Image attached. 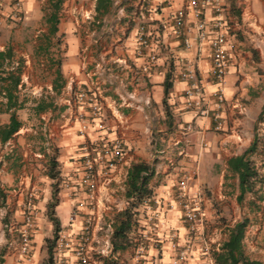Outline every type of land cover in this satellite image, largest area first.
Listing matches in <instances>:
<instances>
[{"label": "crops", "instance_id": "1", "mask_svg": "<svg viewBox=\"0 0 264 264\" xmlns=\"http://www.w3.org/2000/svg\"><path fill=\"white\" fill-rule=\"evenodd\" d=\"M221 2V15L210 7H205L202 15L210 29L215 18L225 20L226 47L232 54L231 65L221 86L225 102L220 108H217L213 96L218 84L210 73L208 43L199 47L194 41L190 14L186 17L185 33L176 34L173 28V16L184 6L185 0H113L103 13H97L96 0H64L57 14L54 34L46 20L48 0L43 6L41 0H21L19 22L0 20V51L9 50L11 53L9 58L1 61L0 77L9 73L13 62H18V84L22 82L23 87L19 90L17 84L12 91L16 98L8 106L4 94V88L9 87L8 81L0 78V127L9 122L11 114L21 123L10 138L0 141L3 170L0 192L4 196L3 201L0 199V264L43 263L47 258L45 240L53 236V224L46 215L47 204L53 200V183L57 182L61 188L57 192L58 203L54 212L63 226L75 206L70 192L76 186L69 188L66 183L75 185L86 144L116 137L124 142V161L113 171L109 184H103L99 179L93 206L89 204L76 211V227L88 216L97 218V221L101 216L113 220L114 212L127 205L124 192L129 166L133 162L145 161L154 171L149 186L159 202L158 216L150 221L149 212L141 209L139 222L142 228L137 232L140 235L146 232L147 237L145 251L138 261L134 247L118 252L117 256L125 264H172L177 251L171 248L167 235L174 232L181 248L186 242H192L183 264H204L199 237L189 233L176 198L177 180L196 170L197 177H189L187 189L189 193L193 192L198 184H203L206 189L202 204L206 223L204 232L212 246L226 240L229 227L246 220L242 240L244 253L264 264V213L261 216L262 211L260 213L254 207L258 206V201L251 193H246L241 202L237 201L238 176L227 165L230 157L241 155L249 147L257 117L264 107V0H257V11L253 10L252 0ZM231 3L240 10L239 14L230 9ZM41 10L46 33L38 36L36 28L40 24L32 18L39 16ZM95 20L99 23L96 24ZM110 20L115 21L114 31L102 35ZM141 25L145 26L148 40L142 54L137 51L136 40ZM184 37L193 40L190 48L185 47ZM150 55L154 56L153 60ZM103 67H110L112 71L107 72ZM189 69L196 73L209 95L207 116L197 115L186 107V89L190 82L182 74ZM167 74L171 87L166 100L173 116L170 121L165 120L162 102ZM109 80L113 83L109 84ZM89 84L99 87V118H93L90 108L75 100L78 87ZM113 87H117L119 93L135 92L139 106L122 105ZM144 99L150 104L141 109ZM39 101L47 104L42 111L36 110ZM241 107L244 115L239 114ZM215 111L219 113V129L215 128ZM42 117H49L47 129L53 132L50 140L45 136ZM237 120L241 130L235 132L233 127ZM84 123L87 127L82 133ZM37 127L43 138L39 147L36 145ZM186 127H190L189 133L184 130ZM155 137L163 140L167 147L173 146L164 155L167 162H151L149 159V146ZM184 138L189 139V146L173 164L171 159L176 145ZM53 155L60 170L56 179L46 174L48 158ZM28 192H33L35 208L31 257L29 261H19L13 242L15 233H11L6 225L21 222ZM230 196L232 204L242 206L244 211L240 214L245 216L226 225L222 234L221 226L209 228L207 223H212L218 216L212 205L226 203ZM246 201L247 206H244L242 202ZM246 207L248 210L245 211ZM94 257L97 260L93 264H104L103 259ZM65 263L77 264L71 252L55 250L53 264Z\"/></svg>", "mask_w": 264, "mask_h": 264}, {"label": "built area", "instance_id": "2", "mask_svg": "<svg viewBox=\"0 0 264 264\" xmlns=\"http://www.w3.org/2000/svg\"><path fill=\"white\" fill-rule=\"evenodd\" d=\"M205 7H210L218 16L223 12V4L221 0H185V4L182 8L178 9L173 16V28L176 34L185 33L186 28V17L190 14L193 21L194 28V41H197L200 47L202 43L207 42L210 47V60L211 77L218 84V89L213 93L214 100L217 108H220L224 104L225 98L222 92V83L224 82L225 76L231 65L232 54L231 51L226 47V32L224 27L225 20L220 17L215 18L212 23V28L206 26L204 19L202 18L203 10ZM22 17V3L21 0H0V20L4 18L5 21L16 23L21 20ZM98 24L99 21L95 20ZM115 29V21H108L104 28L102 35L112 33ZM136 40L138 43V53H143V48L148 45L146 36L145 26L139 27ZM96 42V37L94 39ZM184 45L186 48L192 46L193 40L189 37H184ZM150 59L153 60L154 56L150 55ZM18 62H13L10 71H15ZM105 71L111 72L110 67H103ZM92 75L94 71L91 72ZM182 77L190 82L189 87L186 89V107L192 110L195 114L200 116H207L210 111V98L205 90V87L201 80L197 77L196 73L191 69L187 70L182 74ZM112 84V81H108ZM22 82L18 84V89L21 90ZM117 87H113L118 95L119 102L122 105L135 107L139 106L136 101L135 92L126 91L124 93L118 92ZM75 100L81 104L90 108V114L93 118H99L101 116V105L99 87L94 84L78 87ZM145 106L148 108L149 100L144 99ZM146 108V109H147ZM244 109L241 107L239 114H243ZM148 116V111L146 113ZM91 117V118H92ZM83 120L84 117H82ZM239 118V116H238ZM213 119L216 123L215 128H220L219 113L214 112ZM43 128L45 129V136L48 140L53 137V132L47 129L46 121H49L45 117H42ZM85 122H87L85 120ZM82 133L86 129V123L82 125ZM240 123L237 120V124L233 127L235 132L241 130ZM188 133L190 127L184 128ZM187 133V134H188ZM204 139H202V143ZM183 143L188 145L189 139L184 138ZM162 150L155 148V155L161 154ZM126 150L122 138L116 137L114 139L93 140L86 144L83 153L81 155L80 162V174L75 182V185L66 183V186L71 189L70 194L74 197L76 210H81L83 207L93 203L96 199V191L98 187V181L101 179L103 184H109L111 181V175L113 171L124 161ZM2 166L0 162V183L2 179ZM193 175H197V171H193ZM189 176L183 175V177L176 183L178 191L176 198L182 209V218L189 233L192 236H198L201 243V254L204 258V264H216L213 258V251L218 249V246H212L210 238L205 235L204 232V213H203V196L200 191L195 189L193 192H188L187 182ZM127 202V201H126ZM159 202L154 197L151 200H146L143 204V209L148 211L150 216L149 220L154 221L157 219L158 211L156 210ZM93 208V207H92ZM125 208V207H124ZM121 210V209H120ZM35 208L33 204V192L27 193V201L24 204V214L21 222L15 225L7 224L6 227L10 229L11 233H15V240L13 241L17 247V258L19 261H29L31 257L32 237L33 229L35 226ZM77 215L76 212H71L66 225L62 226L56 240L55 250L68 251L72 253L74 260L77 264H93L98 256L99 259L103 258H116L117 253L112 251L111 234L113 232L111 218H103L102 216L94 219L92 216L84 218L83 222L78 227L75 226L74 217ZM75 228V229H74ZM96 232V233H95ZM141 239L138 244L134 247L135 258H138L145 251L144 240L147 237L146 232L141 233ZM167 239L173 250L177 251V255L172 264H183L187 259V252L192 244L191 241L186 242L184 246L178 244L176 239V233L170 232L167 235ZM12 244V243H11ZM66 264V263H65Z\"/></svg>", "mask_w": 264, "mask_h": 264}, {"label": "trees", "instance_id": "3", "mask_svg": "<svg viewBox=\"0 0 264 264\" xmlns=\"http://www.w3.org/2000/svg\"><path fill=\"white\" fill-rule=\"evenodd\" d=\"M64 0H48L49 14L46 20L50 23V32L54 34L57 31L58 18L57 14L61 8ZM233 2V0H231ZM113 0H96L97 13L106 12L108 7L111 6ZM102 9V11H100ZM230 9L234 13H240V10L235 8L233 3L230 5ZM11 53L9 50L0 51V65L1 61L5 58H9ZM20 68L17 67L15 72L9 71L6 76L0 77L2 81H8V88L5 87V96L7 98L8 106L16 98L13 95V90L17 87L19 82ZM168 74L164 80V97L163 107L165 120L172 119V113L169 110L167 103V95L171 87ZM47 104L43 101H39L36 105L37 111H42L46 108ZM21 123L17 120L14 114L10 115L9 122L0 127V141L5 142L10 138L14 132H16ZM258 150V141L256 134L249 147L241 155L232 156L227 160V165L230 170L238 176V190L239 193L236 197L238 202H241L246 193H251L255 199L262 200L263 195H258V190L263 184L264 177L260 174L255 161L251 158L253 154H256ZM60 170L58 169V162L56 157L50 156L48 158L47 175L56 179L59 176ZM153 167L145 161H137L131 163L127 170L126 175V187L125 198L127 205L125 208L115 211L113 215V232L111 234V243L113 253H118L129 247H135L141 239V235L137 232L139 228H142L139 218L142 214L141 209L146 200L153 199V189L149 186V180L153 175ZM58 183L54 182L52 185L53 200L47 204L46 215L53 224V236L45 240V247L47 251V258L41 264H53L55 245L58 233L61 229L60 221L56 217L54 207L57 205V192ZM0 199L3 201V193L0 192ZM254 203V200L251 201ZM246 227V220L237 221L233 226L228 229V236L225 241L219 244L218 249L214 250L212 255L216 264H262L259 260H253L248 258L243 250L242 240L244 237V231ZM138 237L136 238V235ZM1 254V253H0ZM1 260V258H0ZM104 264H125L120 261L119 257L116 258H103Z\"/></svg>", "mask_w": 264, "mask_h": 264}, {"label": "rangeland", "instance_id": "4", "mask_svg": "<svg viewBox=\"0 0 264 264\" xmlns=\"http://www.w3.org/2000/svg\"><path fill=\"white\" fill-rule=\"evenodd\" d=\"M45 3V0H41V6H43ZM257 0H252V7L254 11H257ZM42 10L41 13L39 14V16H37L36 18L33 17L32 19H34L35 21L39 22V27L36 28L37 35H44L46 33V30L44 28V17L42 16ZM264 94V93H263ZM244 115V114H243ZM37 146H40V142H43V138L42 135L40 134L39 131V127H37ZM256 134L257 137V141H258V150L257 153L255 155H253V160L255 161L256 166L258 167V170L260 172V174L264 177V107L262 108L260 114L257 117L256 123H255V127H254V135ZM182 142V143H181ZM190 142V141H189ZM179 144L176 145L177 148H175L176 150L174 151V156L172 155V159L173 160V164L177 163L179 160V157H181L183 155V153L187 150L189 145H185L183 143V140H180V142H178ZM151 146V147H150ZM149 146V159L150 161H154V162H160L162 160H165L164 155L166 154L167 151L170 150L171 147L173 146H166V143L161 140L158 137H155V139H153L151 145ZM158 148L163 150L161 152V154L155 155L154 153V149L153 148ZM181 151V152H180ZM183 151V152H182ZM180 152V153H178ZM178 157V158H177ZM165 162H167V160H165ZM181 164H179L180 166ZM185 175V174H183ZM183 175L177 180V182L183 177ZM186 175H188L189 177L192 178H196L197 175H193V171L190 172V174L186 173ZM198 188V189H197ZM197 190L200 191L202 196H205L206 193V189L203 186V184H198L197 186ZM58 189H61L60 187H58ZM258 195H263L264 196V180H263V184L262 186H260L259 190H258ZM248 200V199H246ZM257 205L258 206H254L256 207L257 211H262V214H260L261 216H263L264 213V197L262 200H258ZM242 204L244 206H247V201L246 202H242ZM241 208L238 207L237 204H232L231 203V196L230 198H227L226 203H221V204H216L214 203L212 205L213 210L215 211V213L218 214L217 217L213 218V222L212 223H207V226L209 228H212L213 226H221L222 230L221 233L223 234L224 230L227 228L226 225H231L234 221V219L238 220L242 217H244V214H240L241 211H244L242 209V206H240ZM248 210V207H246L245 211ZM78 210H76L75 206H72L71 212H76ZM66 225V224H65ZM206 223L204 222V229L206 228ZM64 226V225H63ZM62 227V226H61ZM49 234H51V231H49Z\"/></svg>", "mask_w": 264, "mask_h": 264}]
</instances>
